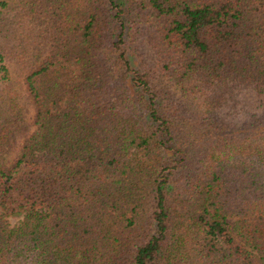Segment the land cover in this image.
<instances>
[{
  "label": "trees",
  "instance_id": "obj_1",
  "mask_svg": "<svg viewBox=\"0 0 264 264\" xmlns=\"http://www.w3.org/2000/svg\"><path fill=\"white\" fill-rule=\"evenodd\" d=\"M0 207V264H264V0H0Z\"/></svg>",
  "mask_w": 264,
  "mask_h": 264
},
{
  "label": "rangeland",
  "instance_id": "obj_2",
  "mask_svg": "<svg viewBox=\"0 0 264 264\" xmlns=\"http://www.w3.org/2000/svg\"><path fill=\"white\" fill-rule=\"evenodd\" d=\"M33 112H34V110L31 108L30 115L31 114L33 115ZM3 212H4L3 209L0 207V214H3ZM6 218H7V220L9 221V223L11 225H16L23 219V215L22 214H20V215H11V216L9 215Z\"/></svg>",
  "mask_w": 264,
  "mask_h": 264
}]
</instances>
